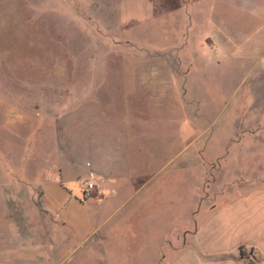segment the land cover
Wrapping results in <instances>:
<instances>
[{"label": "rangeland", "instance_id": "1", "mask_svg": "<svg viewBox=\"0 0 264 264\" xmlns=\"http://www.w3.org/2000/svg\"><path fill=\"white\" fill-rule=\"evenodd\" d=\"M188 4L173 0V7L182 5L181 18L159 12L151 23L139 25L123 23L120 0H0V180L17 187L2 200L15 209L31 198L45 214L46 203L61 208L70 247L62 256L60 244L50 243V264H173V241L161 240L189 225L183 212L191 196L185 188L193 186L195 202L201 201L204 166L224 153L237 118L257 116L263 130L253 135H264L263 113L239 114L253 106L264 110V77L258 76L264 58L253 65L260 50L249 48L251 41H264V19L251 21L244 8L229 15L211 0L210 17L203 25L202 19L193 21L197 33L189 34ZM217 16L225 24L253 28L232 57L221 54L217 33L206 34L207 29L218 32ZM150 74L168 76L166 82H154L168 91L147 89L141 95L152 125L120 126L123 115L130 123L138 118L132 108H124L127 87L143 84L125 82L123 76ZM154 97L162 108H153ZM247 132L236 134L246 137ZM97 164L114 165L106 200L99 182L91 198L81 191ZM147 172L157 175L149 193L131 194L133 188L123 185L145 184L146 177H134ZM162 187L171 192L160 200ZM126 200L115 227L89 223L87 204L105 213ZM54 213L50 218L61 220ZM59 227L51 226V242L63 237Z\"/></svg>", "mask_w": 264, "mask_h": 264}, {"label": "crops", "instance_id": "2", "mask_svg": "<svg viewBox=\"0 0 264 264\" xmlns=\"http://www.w3.org/2000/svg\"><path fill=\"white\" fill-rule=\"evenodd\" d=\"M213 1H216L218 11L228 10L229 15L241 14V10L244 8L247 12L245 17H249L251 21L257 23V19H264V0ZM210 2L211 0H188L186 16L192 20L188 25L189 34L196 35L197 33L192 31L193 21L199 24L198 22L202 19L201 24L203 25L205 19L210 17V10L215 9V6H211ZM181 7L182 5L173 7V0H120L123 23L136 22L139 25L151 23L155 20V14L159 12L160 15L168 11L173 12L176 19L177 17L181 18L183 16L180 14ZM260 7L261 10L259 11ZM190 10L193 14H188ZM217 19L218 32L216 30L210 32L207 29L206 34L210 36L217 33V40L213 36L211 37L218 43L221 54L225 53L232 57L235 50L246 44L245 42L249 39L248 34L253 28L249 32L245 27L225 24L221 17L217 16ZM176 26L178 28V25L173 22V27ZM182 27L186 28L185 23H182ZM249 45L250 49L253 47L255 50H260L258 58H253V65H261L260 59L264 58V41L261 43L251 41ZM210 62V59L206 58L204 65L209 66ZM258 76L264 77V69ZM123 77L125 82L143 84H133L127 87L130 91L124 100V108H132L133 112H137L138 118L130 123L131 119H127L128 115H123L120 126L125 128V126L132 124L135 128L144 127L145 129L146 125L153 121H149V118L146 117L148 110L146 96L142 97L141 95L147 89L158 93H163L164 90L168 91L162 84H154V82H166L168 76L150 74L143 77L140 75H124ZM157 100V97L150 100L154 104V109L160 106V103L156 104ZM159 108H162V105ZM168 109H171V106L166 107V110ZM169 111L171 112V110ZM245 112L264 114L262 108L255 106L245 109L239 114ZM256 120L257 116L253 119L241 117L235 120L232 125L235 132L225 138L224 147L226 150L224 153H218V157L211 156L207 165L204 166L200 202H195L194 195L198 192H195L196 189L193 186L190 189L189 187L185 188L184 192L191 196L190 201L187 200V207L183 212L190 220L189 225L181 231H173V237L170 236L161 240V242L173 241V247H170L171 251L173 250V264H264V135L261 134L262 137L253 135V131L260 130L262 132L263 130ZM171 125L169 123V126ZM113 127L115 126L113 125ZM238 130L251 132H247L246 137H237L236 131ZM121 136L120 145L122 146L125 143V137L123 134ZM99 143L104 145L103 142ZM101 144L99 146H102ZM107 144L114 145L113 142L111 144L107 142ZM100 157L98 155L96 159L100 161ZM217 158L219 163L215 160ZM115 162L116 158L113 157L112 163ZM113 169V164L112 166L106 164L103 167L97 164L91 170V179H87L94 181L95 190H97V183L99 182L101 191L99 193L103 200H106L104 191L113 186L107 179L110 178ZM1 174L3 173L0 172V178ZM30 175L29 177H32V174ZM141 175L139 174L134 178L145 179L146 177L149 181L139 185H134L135 181L131 184L129 181L126 184L123 183L125 187L133 188L131 194L149 193L153 187L152 183L157 179L156 173L147 172ZM29 177L27 174V179ZM14 192H17V187L7 186L5 181L0 180V264H50V243L54 242L60 244L58 251L64 256L66 249L70 247V243L69 240L65 239L64 231L67 221L65 216H61V208L56 206V203L54 204L56 208H51L50 204L46 203L45 210L48 212L45 214L38 207H35L30 198L27 202L18 204L20 207L17 206L13 209L11 202H3L2 195ZM28 192L26 189L27 194ZM33 192L32 190L31 194ZM165 192H171L170 188H160L157 191L158 199L161 200L160 196H164ZM108 198L110 199V197ZM8 199L11 200L12 197ZM128 203L126 200L117 210H110L105 213L102 210L99 211L97 207L93 208L92 206L91 208L87 204L85 208L88 211L87 219L94 226L102 225L105 222L107 224L113 223V220L117 219L119 215L116 213L121 207H126ZM49 212H55L54 214L59 216L61 220L58 218L59 221L51 219ZM102 214H105V219L101 218ZM128 215L125 214L123 218L118 219V226H121ZM60 224L63 227H59L57 230L63 237L51 242V226L58 227ZM115 225L113 223L112 226L115 227ZM158 248L160 250V247ZM161 253L162 250L159 251V255Z\"/></svg>", "mask_w": 264, "mask_h": 264}, {"label": "built area", "instance_id": "3", "mask_svg": "<svg viewBox=\"0 0 264 264\" xmlns=\"http://www.w3.org/2000/svg\"><path fill=\"white\" fill-rule=\"evenodd\" d=\"M95 189H96V186H95L94 181L86 180L81 184V191H82L83 196L86 199H89L92 197V194L95 191Z\"/></svg>", "mask_w": 264, "mask_h": 264}, {"label": "trees", "instance_id": "4", "mask_svg": "<svg viewBox=\"0 0 264 264\" xmlns=\"http://www.w3.org/2000/svg\"><path fill=\"white\" fill-rule=\"evenodd\" d=\"M241 252H242V249H241Z\"/></svg>", "mask_w": 264, "mask_h": 264}]
</instances>
